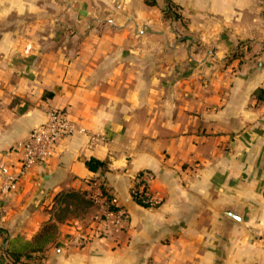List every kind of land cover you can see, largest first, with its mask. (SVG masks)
<instances>
[{
  "label": "crops",
  "instance_id": "crops-1",
  "mask_svg": "<svg viewBox=\"0 0 264 264\" xmlns=\"http://www.w3.org/2000/svg\"><path fill=\"white\" fill-rule=\"evenodd\" d=\"M262 89L264 0H0V264H264ZM51 109L106 142L76 134L4 190ZM145 170L157 208L130 195ZM96 177L127 218L87 204Z\"/></svg>",
  "mask_w": 264,
  "mask_h": 264
},
{
  "label": "built area",
  "instance_id": "built-area-1",
  "mask_svg": "<svg viewBox=\"0 0 264 264\" xmlns=\"http://www.w3.org/2000/svg\"><path fill=\"white\" fill-rule=\"evenodd\" d=\"M171 13L176 15L177 8H172ZM76 134H88L91 144H103L106 139L96 133H88L84 126H81L70 118L64 109H51L48 112V120L31 130L27 138L13 148L19 154V166L17 171L7 172L4 177L3 189L15 190L23 176L40 162L52 158L60 144ZM154 175L150 171H142L135 178L130 195L135 201L137 196L143 197V202L148 208H157L162 203V199L151 191V184ZM90 190L86 193V198L93 204L100 205L107 211V216L115 222L127 218V213L120 209L110 210L109 206H115L114 195L103 182L102 178L96 177L89 181ZM116 207V206H115ZM113 221V222H114Z\"/></svg>",
  "mask_w": 264,
  "mask_h": 264
},
{
  "label": "trees",
  "instance_id": "trees-1",
  "mask_svg": "<svg viewBox=\"0 0 264 264\" xmlns=\"http://www.w3.org/2000/svg\"><path fill=\"white\" fill-rule=\"evenodd\" d=\"M148 4L154 5L156 4V0H146ZM168 8L164 10L165 17H169L170 11L172 8H176L172 3H167ZM176 17H179L178 14L174 15ZM264 94V89L260 90L258 94ZM86 165L89 170L91 171H97L99 168L105 167V163L101 162L97 159L91 158L88 161H86ZM135 202L143 207H148L147 204L143 202V197L137 196L135 198ZM87 204H93L92 201L89 200ZM110 210L117 209L113 204L109 206ZM53 230L54 228L52 226H48L42 234L39 235V237L35 240L34 243L29 242H23L20 240H17L18 246L14 247L12 249H5L4 255L11 260L14 263H23L24 261L32 260L38 252H42L45 245L51 240L53 236Z\"/></svg>",
  "mask_w": 264,
  "mask_h": 264
},
{
  "label": "rangeland",
  "instance_id": "rangeland-1",
  "mask_svg": "<svg viewBox=\"0 0 264 264\" xmlns=\"http://www.w3.org/2000/svg\"><path fill=\"white\" fill-rule=\"evenodd\" d=\"M38 1H43L44 3H46V4H51V3H53V1L54 0H38ZM45 19H46V21H47V19H50V18H47V16H45L44 17ZM35 20H36V17H32V18H27L26 19V22H28V27H22V29H24L25 31H28L29 32V34H34V36L36 35L35 34V32L37 31V28H36V25L34 24V25H32V26H30L29 25V23H32L33 21L35 22ZM33 22V23H34ZM46 24V23H45ZM45 27L43 28V30L44 31H49V32H51V30H52V26H50V25H44ZM19 29V28H18Z\"/></svg>",
  "mask_w": 264,
  "mask_h": 264
},
{
  "label": "water",
  "instance_id": "water-1",
  "mask_svg": "<svg viewBox=\"0 0 264 264\" xmlns=\"http://www.w3.org/2000/svg\"><path fill=\"white\" fill-rule=\"evenodd\" d=\"M231 217H233V218H235V219H238L239 220V218L235 215V214H233V213H228Z\"/></svg>",
  "mask_w": 264,
  "mask_h": 264
}]
</instances>
